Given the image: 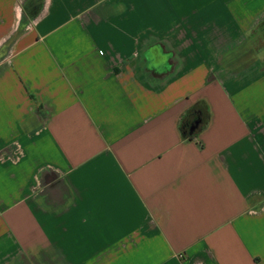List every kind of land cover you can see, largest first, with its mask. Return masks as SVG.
I'll use <instances>...</instances> for the list:
<instances>
[{"label":"crops","instance_id":"1","mask_svg":"<svg viewBox=\"0 0 264 264\" xmlns=\"http://www.w3.org/2000/svg\"><path fill=\"white\" fill-rule=\"evenodd\" d=\"M263 22L264 0H0V264H264Z\"/></svg>","mask_w":264,"mask_h":264},{"label":"trees","instance_id":"2","mask_svg":"<svg viewBox=\"0 0 264 264\" xmlns=\"http://www.w3.org/2000/svg\"><path fill=\"white\" fill-rule=\"evenodd\" d=\"M264 29V22L261 25ZM210 121V113L204 103L193 106L182 116L180 130L184 141L194 140L196 135L207 128ZM192 127H196L192 130Z\"/></svg>","mask_w":264,"mask_h":264},{"label":"rangeland","instance_id":"3","mask_svg":"<svg viewBox=\"0 0 264 264\" xmlns=\"http://www.w3.org/2000/svg\"><path fill=\"white\" fill-rule=\"evenodd\" d=\"M251 37L253 38L254 41V45L256 48H259L261 50V48L264 50V29L263 26L259 27L257 30H255L253 32V34L251 35Z\"/></svg>","mask_w":264,"mask_h":264}]
</instances>
